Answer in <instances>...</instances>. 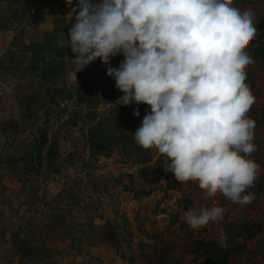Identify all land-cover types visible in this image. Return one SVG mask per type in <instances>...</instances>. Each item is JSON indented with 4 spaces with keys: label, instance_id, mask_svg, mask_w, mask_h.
Here are the masks:
<instances>
[{
    "label": "rangeland",
    "instance_id": "1",
    "mask_svg": "<svg viewBox=\"0 0 264 264\" xmlns=\"http://www.w3.org/2000/svg\"><path fill=\"white\" fill-rule=\"evenodd\" d=\"M242 1L233 0V6L241 10L251 6L258 29L253 41L264 45V0L248 7ZM76 6L77 0L71 6L67 0H0V127L11 120L22 127L15 135L0 132V264L9 258L12 264H157L165 259L170 264H213L196 259L195 249L207 242L224 248L222 223L239 218L258 222L262 232L223 264H264V122L256 123L254 142L260 145L252 154L260 165L256 180L260 191L249 189L255 194L252 205L240 206L219 194L208 198L196 182H178L172 173L164 177L155 172L159 161L164 166V157L154 149L147 164L139 163L135 155L127 158L118 149L108 158L90 156L86 137L92 123L85 117L87 106L77 105L75 98L56 104L45 98L43 103H47L41 104L34 118H28L33 113L28 104L31 93L42 92L47 85L14 70L18 61L21 69L28 63L19 43H40L55 27L69 31L74 23L69 13ZM14 10L21 19H9ZM122 60V55L116 56L111 66L118 67ZM64 63L66 69L60 79L74 84L77 68L69 58ZM93 64L98 70L94 71ZM90 66L82 70V77H90L99 94L94 108L97 121L107 116L123 93L99 59ZM250 73L254 75L256 100L248 116L259 119L264 110V65L250 66L247 76ZM43 131L46 147H54L49 164L47 158L40 169L35 161L9 163L19 157L31 161L34 141ZM147 191L148 195H143ZM187 199V209L216 204L226 207L227 212L222 220L193 230L183 218ZM58 214L65 216V221L51 232L49 220ZM107 223L116 233L114 245L101 239L107 236L103 231ZM11 240L28 255L21 258L15 251L11 253Z\"/></svg>",
    "mask_w": 264,
    "mask_h": 264
},
{
    "label": "clouds",
    "instance_id": "2",
    "mask_svg": "<svg viewBox=\"0 0 264 264\" xmlns=\"http://www.w3.org/2000/svg\"><path fill=\"white\" fill-rule=\"evenodd\" d=\"M69 6L73 0H67ZM74 19L58 47L71 49L82 71L96 60L123 93L115 104L150 107L135 143L164 157L166 172L192 181L205 195L218 194L240 206L259 178L252 158L256 122L248 116L256 97L246 83L255 64L249 45L256 38L255 12L233 0H77ZM71 20V21H72ZM123 60L118 67L111 60ZM133 116L139 117L137 107ZM227 208L184 212L193 230L224 218Z\"/></svg>",
    "mask_w": 264,
    "mask_h": 264
},
{
    "label": "trees",
    "instance_id": "3",
    "mask_svg": "<svg viewBox=\"0 0 264 264\" xmlns=\"http://www.w3.org/2000/svg\"><path fill=\"white\" fill-rule=\"evenodd\" d=\"M262 0H243L241 2L244 6H249L251 4L258 3ZM22 16V15H21ZM11 20L21 19L16 10H14L13 14L9 17ZM61 32H65L67 37V29L65 27H55L49 33H45L43 40L40 43H30L28 45L19 43V47L21 53L28 56V63L26 67L21 69V63L18 61L14 70L19 71L23 75H30L33 78L41 79L43 84H46V87L43 88L42 92L36 90V92L31 93V98L28 101L29 106L33 109V113L28 116L29 119L31 117H35V112L40 108V106L45 105L47 103L43 100L45 98H49V102L56 104L59 101H68L72 98H75L77 105H85L88 108V113L85 117L88 119L92 125L88 128L87 137H86V147L90 153V156H102L105 158L110 157L116 149L120 152L124 153V155L129 158L131 155H135L138 159L139 163L147 164L152 160V154L150 150H144L139 147L132 135L130 133H135L137 128L140 126L143 117L146 112H150V107L144 104L137 106L135 103L128 107L115 105L107 114L106 117H99L96 121L97 114L94 111L95 105L99 102V94L95 89L94 81L88 77L83 78L82 75L84 72L77 73V80L74 84H66L63 77L60 79L61 75L65 72L66 66L64 63L65 58H70L73 54L71 49L61 48L57 45V37ZM248 51L251 52L255 65H264V45L262 43H258L256 41H252L249 45ZM94 71L98 70V66L93 64ZM92 68V64L90 66ZM88 69V66L84 68ZM254 75L250 73L247 76L246 83L250 85L251 90L253 91L255 88ZM60 82V86L57 84ZM42 104V105H41ZM139 109L140 116H133V111L135 109ZM259 119L252 118L255 122H264V110H262ZM76 125V123H73ZM257 125V124H256ZM21 126L18 121L11 120L10 122L4 123L0 127V132L2 134L10 133L17 134L21 131ZM23 130V129H22ZM128 131V135L125 131ZM34 144V154H30L31 161H26L25 157H19L15 159H10V164H30L35 161L37 169L42 167V163L45 158H47L49 164L54 157V147L51 145L47 146L48 140L46 139V133L43 131L40 136L35 139ZM257 148L260 143H256ZM72 155L69 156L71 158ZM160 162V161H159ZM157 163L156 171L160 172L164 177L168 176V172L165 170L162 171L160 163ZM24 168V165H22ZM59 169H55L57 172ZM38 171V170H37ZM170 188H174V184L169 185ZM255 190L260 191V186L257 181H255ZM149 191L143 193V195H148ZM189 200L185 201L184 210L187 209L189 205ZM252 205V203L248 204ZM55 219V220H54ZM53 220H49V228L51 232H55L56 227L61 221H65V216L60 214L56 215ZM176 219V217H175ZM226 219V218H225ZM174 222V221H173ZM106 229H104V233L107 235L106 237H102L103 241L108 240L109 244L114 245V237L116 236L115 230L110 225L111 223H107ZM262 225L258 222L247 220L245 218L236 219L233 221L223 222L222 223V232H223V242L224 248L221 247L216 242H207L201 243L194 251L197 257L196 259H203L204 261H212L213 264H223L226 262L227 257L241 249L245 248V244L248 240L259 236L262 232ZM112 230H114L113 234H111ZM113 236L112 238H110ZM237 240L241 241V244L237 243ZM10 252H16L24 258L28 255L25 249L21 248L20 244L16 243V240L10 241ZM11 252V253H12ZM168 259L159 261L157 264H168ZM5 264H12L11 259L9 258ZM170 264V263H169Z\"/></svg>",
    "mask_w": 264,
    "mask_h": 264
},
{
    "label": "crops",
    "instance_id": "4",
    "mask_svg": "<svg viewBox=\"0 0 264 264\" xmlns=\"http://www.w3.org/2000/svg\"><path fill=\"white\" fill-rule=\"evenodd\" d=\"M246 7H248V6H246Z\"/></svg>",
    "mask_w": 264,
    "mask_h": 264
}]
</instances>
